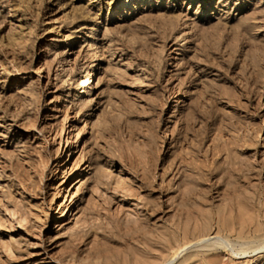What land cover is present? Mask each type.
Masks as SVG:
<instances>
[{
    "label": "rangeland",
    "instance_id": "1",
    "mask_svg": "<svg viewBox=\"0 0 264 264\" xmlns=\"http://www.w3.org/2000/svg\"><path fill=\"white\" fill-rule=\"evenodd\" d=\"M167 261L264 264V0H0V264Z\"/></svg>",
    "mask_w": 264,
    "mask_h": 264
},
{
    "label": "bare ground",
    "instance_id": "2",
    "mask_svg": "<svg viewBox=\"0 0 264 264\" xmlns=\"http://www.w3.org/2000/svg\"><path fill=\"white\" fill-rule=\"evenodd\" d=\"M88 81H89V80H87V82H88ZM218 238H220V237H218ZM218 238H217V239H218ZM214 241L216 242V240H214ZM220 242L223 243V240H221ZM225 242H226V241H225ZM225 246H226V245H224V247H225ZM240 251H241L242 253H244L243 250H240ZM240 251H239V252L237 251V252H234V253H235V254H238V253L240 254V253H241ZM231 252H232V251H231ZM162 264H168V261L165 262V263H162Z\"/></svg>",
    "mask_w": 264,
    "mask_h": 264
}]
</instances>
